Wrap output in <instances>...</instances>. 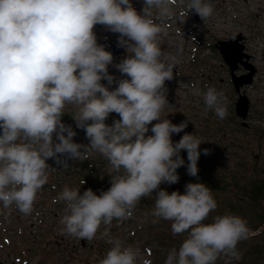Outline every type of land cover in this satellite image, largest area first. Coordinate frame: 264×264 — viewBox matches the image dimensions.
<instances>
[{
    "label": "clouds",
    "instance_id": "clouds-1",
    "mask_svg": "<svg viewBox=\"0 0 264 264\" xmlns=\"http://www.w3.org/2000/svg\"><path fill=\"white\" fill-rule=\"evenodd\" d=\"M175 0H144L142 14L130 0H0V203L23 214L33 211L38 192L48 182L46 163L59 155L86 160L99 153L110 164L111 186L97 195L91 188L65 186L56 200L66 204L60 223L70 236L91 241L101 224L111 225L132 216L143 197L155 196L153 224L172 221L173 235L187 232L179 249L169 251L165 264H216L221 257L239 260L237 245L249 236L247 221L238 215H217L204 223L217 202L204 183L189 182L184 193H169L162 183L179 180L177 169L198 175L202 141L186 133L173 143L188 121L173 124L161 119L168 104L165 81L173 79L177 57L161 48L166 22L177 16ZM155 10V15L154 11ZM195 12L201 19L213 15L205 0H189L179 17ZM183 22V20H181ZM119 33L118 45L128 55L114 67L127 78L109 90L115 77L108 72L113 54L97 43L96 25ZM107 81V86L101 83ZM202 96L221 120L228 116L222 91L209 86ZM66 105L76 111V127L85 131L88 145L75 143L76 132L62 123ZM111 113L119 115L112 125ZM153 121H158L154 125ZM151 126L152 135H146ZM55 134V141L53 136ZM58 141V142H56ZM81 149H84L81 151ZM205 155L209 149H204ZM85 181H82L84 184ZM106 229L101 236H108ZM112 247L99 264H138L137 249L110 239ZM140 264H151L143 259Z\"/></svg>",
    "mask_w": 264,
    "mask_h": 264
},
{
    "label": "rangeland",
    "instance_id": "rangeland-1",
    "mask_svg": "<svg viewBox=\"0 0 264 264\" xmlns=\"http://www.w3.org/2000/svg\"><path fill=\"white\" fill-rule=\"evenodd\" d=\"M130 2L137 12L142 14L144 0H130ZM188 2L189 0H175L173 12L177 16L166 22L157 21L165 27L167 33V35H161L162 51L175 55L178 61L177 66L173 69L171 81L178 82L179 88L170 95L175 102L178 95V102L182 103L180 106L168 102L165 105L166 108L161 112V119L169 118L173 124L188 121L184 131L179 134L174 133L176 141L172 140L173 143L178 142V138H181L185 132L196 134L202 141L199 151L203 152L204 149H209V153L216 156L215 161L227 166V170L242 168L245 174L257 176L256 173H259L263 176L264 0H205L212 5L213 15L208 19L200 18L199 20H193L190 15L179 17V12L187 7ZM153 11L155 15V10ZM191 27H195V29L193 30ZM182 28L187 31H195L193 33L196 35L194 40H191L190 36L182 39L181 34L178 33ZM100 31L99 34H101ZM238 33L244 37L241 41L245 45V49L254 54L253 63L257 67L253 82L241 88L250 98V109L245 118L247 125L242 124V119L235 112L238 92L230 81L227 66L211 45L217 39H226ZM108 38L118 41L119 33L110 31ZM98 42L104 45L102 39H99ZM105 44L108 45L106 37ZM105 49L109 51L106 46ZM127 55L128 53L125 51L119 56H114L113 63L108 66L109 74L113 75L116 81L109 90H114L118 86L119 79L127 78L114 67ZM194 57L193 68L187 70V64H191ZM192 79L194 83L188 86V81ZM101 83L107 86L106 80H102ZM209 86L215 87L217 91H222L227 97L228 116L223 120L219 119L211 110L205 114L202 96L196 94V89L202 93ZM187 105L189 108H186ZM64 111H68L73 116L76 109L72 105H66ZM118 119H120L118 114L111 113L105 123L109 125L110 122ZM157 122L153 121L152 124ZM73 125L76 129L73 141L88 145L89 140L83 138L84 130L77 128L74 120L71 121L70 126L74 128ZM151 126L149 125V132L146 135H152ZM53 139L55 141V134ZM83 150L81 149V151ZM58 155L61 160L67 163L68 167L65 169L63 164H57L55 157L46 161L50 166L48 169L49 179L38 192L31 214L21 213L15 205L10 209H4L0 203V264H99V261L112 247V244L109 243L110 239H119L123 246L137 249L140 257L138 264L143 259L148 260V255L143 248V243L149 236L146 230L142 229L141 235H136L132 240L124 238V232L133 229L134 224L125 225L124 228L118 226L116 230L109 232L108 236H101L104 231L100 226L96 238L91 241L82 240L66 233L64 225L60 223L61 218L65 215L66 204L56 200L59 192L65 186L79 188L80 192L83 191L84 187L79 176L88 169L86 160L92 161L94 164L97 163L96 167H98L93 172L95 175L91 174L90 178L93 175L94 178H97L99 173L100 180L104 181L108 178L107 181L111 183L110 164L106 158L96 152H93L88 157L89 159L83 161L71 159L67 155ZM52 185H55L56 189H53ZM165 185L167 188H172L171 185ZM177 190L180 193L183 191L176 188L173 191ZM237 192L239 191L233 187L220 192L217 196L219 200L217 206L228 210L230 203H233L237 208L236 215L248 219L249 222H257L260 207L253 203L247 195L243 198ZM215 212H210L206 220L212 222L213 218L217 216ZM142 220L137 219L139 223H142ZM257 232L259 230L249 233Z\"/></svg>",
    "mask_w": 264,
    "mask_h": 264
},
{
    "label": "trees",
    "instance_id": "trees-1",
    "mask_svg": "<svg viewBox=\"0 0 264 264\" xmlns=\"http://www.w3.org/2000/svg\"><path fill=\"white\" fill-rule=\"evenodd\" d=\"M64 112L65 114L61 118L62 123L69 125V123L73 120L72 115L68 111ZM73 130H76L75 126ZM2 131L3 130L0 129V134H2ZM83 138H86L85 131L83 132ZM180 155L185 160V164L177 169V174L179 175L178 182L171 184L172 188H167L165 183H162L160 185L161 189H165L171 193L174 188H176L183 190L181 192V194H183L187 183H204L212 190L213 196L218 205L219 200L217 196L219 193L233 187L239 191L237 192L239 196L244 198V196L247 195L253 203L260 207L259 214L257 215L259 220L257 222H249L248 219L243 218L247 221L250 231L259 230V232L252 234L249 233L247 239L241 240L238 243L237 250L240 253L241 258L239 260H233L230 257L221 255V257L216 261V264H264V227L260 228L264 225V175L261 176L259 173H256L257 176H254L253 174H245V171L241 167V169L236 168L227 170V166L219 164L215 161L216 156L209 153L208 155H205V157L198 159V175L196 177H192L187 174V164L189 163L187 159V152L182 150ZM96 164L92 161L88 162L86 160L88 169L85 173H82L79 176L82 181H85V183L82 184L84 189L80 192V194H83L85 190L91 188L97 195H99L101 191H106L111 186V183L107 181L108 178L104 181L99 179V173L98 177L96 176L98 179L94 178L95 174L93 172L98 169ZM91 174H94L92 178H90ZM51 187L56 189L55 185H52ZM157 191L158 190H154L153 193L156 194ZM155 196L156 195L152 194V196L142 198L141 201L137 203L139 205H136L133 209L132 216L130 218L122 221L113 219L111 225L101 224V226L103 231L107 229L108 232H111L116 230L118 226L124 228L125 225L134 224L133 229L131 228L129 232H124V238L128 240L134 239L136 235H141L142 229L146 230L149 236L143 243V248L148 255V260L151 261V264H165L169 251L173 248L178 250L182 242L187 238L188 233L186 232L182 235H173L171 229L172 221L161 219L158 223L153 224L152 221L154 217L151 215V212L154 208ZM215 211L216 215H223L225 213L233 215L237 214V208L233 203H230L228 210H223L217 206ZM137 219H143L142 223H139ZM204 223H211V221L205 220Z\"/></svg>",
    "mask_w": 264,
    "mask_h": 264
},
{
    "label": "water",
    "instance_id": "water-1",
    "mask_svg": "<svg viewBox=\"0 0 264 264\" xmlns=\"http://www.w3.org/2000/svg\"><path fill=\"white\" fill-rule=\"evenodd\" d=\"M189 15H192L196 20L200 19V17L193 11H189ZM242 39V34L238 33L228 40H217L215 42V47L221 52L225 62L230 67L232 82L234 84L235 90L238 92V97L235 102V112L242 119V124L247 125L245 118L249 113L250 98L245 91L241 90V88L244 85L252 83L256 68L254 65L248 62L250 55L244 51V44L241 41ZM122 51V47L116 44L113 45L114 55ZM240 64H242L244 68L247 69V72L243 75L237 74V69ZM109 125H112V123H109ZM203 157H205V154L201 152L199 158ZM261 227L263 228L264 226Z\"/></svg>",
    "mask_w": 264,
    "mask_h": 264
},
{
    "label": "flooded vegetation",
    "instance_id": "flooded-vegetation-1",
    "mask_svg": "<svg viewBox=\"0 0 264 264\" xmlns=\"http://www.w3.org/2000/svg\"><path fill=\"white\" fill-rule=\"evenodd\" d=\"M102 26V25H101ZM97 27V25L94 27V29ZM193 30H194V28H193ZM193 30H191V31H193ZM235 36V35H234ZM234 36H231V37H229V38H224L225 40H228V39H230V38H232V37H234ZM243 36V35H242ZM193 38V37H192ZM194 38H195V36H194ZM244 38V37H243ZM110 40H112V41H114L113 39H110ZM109 40V42L112 44L113 42L112 41H110ZM194 40V39H193ZM118 42V41H117ZM212 46H213V50L219 55V56H221L222 58H223V56H222V54H221V52L215 47V41H213L212 42ZM122 48H124V47H122ZM249 55H250V57H249V59H248V62L249 63H251L252 65H254L255 66V68H256V72H257V67H256V65L253 63V58H254V54H252V53H250V51H247V49H244ZM124 51H126L125 50V48H124ZM194 60H195V57H194V59H193V61L191 62V64H187V70H189L190 68L192 69L193 68V66H194ZM223 60H224V58H223ZM183 61V60H182ZM188 63H189V61H188ZM224 63L226 64V66H227V69H228V71H229V75H230V81L232 82V78H231V71H230V67L228 66V64L225 62V60H224ZM247 72V69L246 68H244V66L242 65V64H240L239 66H238V69H237V74L238 75H243L244 73H246ZM256 72H255V75H256ZM255 75H254V77H255ZM210 78H212V77H210ZM210 78H208V79H210ZM193 79H194V77H193ZM190 80V81H188V86L190 85V84H193L194 83V80ZM233 83V82H232ZM233 86H234V84H233ZM244 86H247V85H244ZM165 88L167 89V92H166V98H167V100H168V102L169 103H172V104H175V105H182V103H179L178 102V95L176 96L177 98V100H176V102L174 101V99L171 97V95H170V93H174V91L176 90V89H178L179 88V85H178V82H176V81H174V82H172V81H165ZM235 88V87H234ZM164 108H166V107H164ZM186 108H189V105H187V107ZM109 118V117H108ZM167 119H169V118H167ZM170 120V119H169ZM110 123H113V122H110ZM69 125H71V123H69ZM171 139L172 140H175L176 141V135L175 134H173V137H171ZM179 140L181 139V138H178ZM83 243V242H82Z\"/></svg>",
    "mask_w": 264,
    "mask_h": 264
},
{
    "label": "built area",
    "instance_id": "built-area-1",
    "mask_svg": "<svg viewBox=\"0 0 264 264\" xmlns=\"http://www.w3.org/2000/svg\"><path fill=\"white\" fill-rule=\"evenodd\" d=\"M105 29V30H104ZM100 30H103V31H100ZM99 31H100V33L102 34H99ZM94 32H95V34H96V36H97V43L99 44V42H98V40L99 39H102L103 40V44L106 46V48L111 52V49H110V46H109V44L107 45V44H105V37H108V34H109V32H110V30H107L106 28H105V26H99V27H96L95 29H94ZM178 33H180L181 34V38L182 39H186L188 36H190V39L192 40L193 38H194V34L191 32V30L190 31H187V29H185V28H182L181 30H179L178 31ZM193 37V38H192ZM112 53V52H111ZM121 55V54H120ZM119 56V55H118ZM114 57V56H113Z\"/></svg>",
    "mask_w": 264,
    "mask_h": 264
}]
</instances>
